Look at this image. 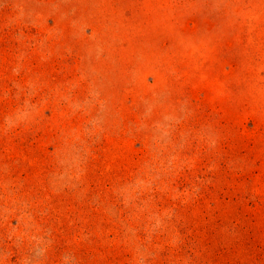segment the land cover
Wrapping results in <instances>:
<instances>
[{
    "label": "rangeland",
    "instance_id": "obj_1",
    "mask_svg": "<svg viewBox=\"0 0 264 264\" xmlns=\"http://www.w3.org/2000/svg\"><path fill=\"white\" fill-rule=\"evenodd\" d=\"M0 264H264V0H0Z\"/></svg>",
    "mask_w": 264,
    "mask_h": 264
}]
</instances>
